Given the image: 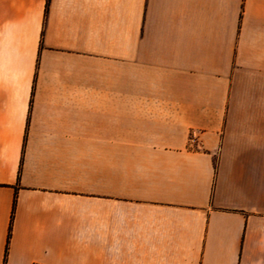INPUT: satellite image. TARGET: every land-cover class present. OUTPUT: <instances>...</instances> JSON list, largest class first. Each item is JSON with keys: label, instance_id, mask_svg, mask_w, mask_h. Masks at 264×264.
<instances>
[{"label": "crops", "instance_id": "crops-1", "mask_svg": "<svg viewBox=\"0 0 264 264\" xmlns=\"http://www.w3.org/2000/svg\"><path fill=\"white\" fill-rule=\"evenodd\" d=\"M0 264H264V0H0Z\"/></svg>", "mask_w": 264, "mask_h": 264}]
</instances>
